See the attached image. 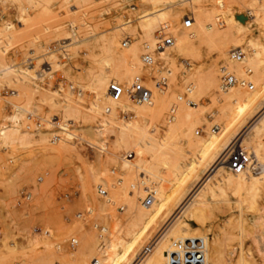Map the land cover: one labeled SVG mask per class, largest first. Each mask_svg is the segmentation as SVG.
Segmentation results:
<instances>
[{"label":"rangeland","instance_id":"1","mask_svg":"<svg viewBox=\"0 0 264 264\" xmlns=\"http://www.w3.org/2000/svg\"><path fill=\"white\" fill-rule=\"evenodd\" d=\"M20 1L0 0V53L1 50L3 51L0 61L6 64L13 61L9 66L13 64L11 66L16 68L13 83L0 85V129L13 126L10 117L22 111L18 106L27 105L28 110L33 111L42 124L39 128L50 132L48 134L50 137L48 140L33 138L28 143L22 144L18 141L8 145L2 143L0 137V264H60L63 254L69 255L74 252L78 253L71 258L69 264H110L111 256L117 252L111 246L112 243L117 242L119 238L129 240L131 235L126 226L120 230L121 232L117 233L115 230V222L109 213L115 214L123 224H128L130 209L125 206L127 198L123 197L125 201H122V198L121 201L112 200L110 197L112 186L118 191L126 190L129 199L142 205L143 211L155 213L162 204L173 207L175 200L167 199L163 191L154 186L157 178L151 173L150 166L160 164L165 151L173 163L183 162L182 164L188 167L192 162V154L187 152L191 148L185 134H173L166 138L161 135L145 137L141 132L148 131L152 122L144 120V124L143 118L140 117L134 119L137 132L130 137L131 144L137 147L136 160H134V163H137L132 166H135L134 172H132L133 168L132 171L129 169L130 172L124 170L120 166L122 162L119 161L120 165H113L115 172L108 173L107 169L112 167L109 160L117 159V155H124L126 151L110 143L108 131L100 137L96 134V126L99 123L103 124L104 120L121 116H127L129 119L131 117L126 109H122L111 100L105 88L106 81L110 79H116L124 85H127V81L116 77L113 70L104 77L106 74L104 63L105 60L111 59L114 62H122L121 65L125 64L129 50L136 46L141 49L142 58V54L147 50L146 41L142 39L141 34H135L131 29L137 27L139 17L145 14L149 2L147 0ZM176 1L181 3L184 1L187 5L176 4L181 11L172 29H166L173 39L175 34L202 27L208 34L216 33L223 25L232 27L231 17L250 25L251 31L255 35L259 34V27L254 24L250 13L254 9L252 6L254 0H226L225 3L224 0H200L208 13L200 17V20H193L190 26H184L183 18L186 14L192 15L190 6L198 5L199 0ZM20 3L25 9L20 8ZM213 7L216 9H212ZM246 12L250 15L248 16ZM245 15L247 20L244 19ZM4 24H9L7 30L4 29ZM159 29L155 32L156 37ZM152 57L153 63H144L146 68L140 74L144 77V84L150 88L156 87L153 76L165 75L167 84L162 88L167 89L169 69L176 74L179 81H182L185 69H200L201 74L204 75L208 68L216 63L219 85L221 67L226 66L230 69L226 60L220 58L211 45L206 44L202 46L199 55H181L176 49L168 48L167 59L162 58L160 50H154ZM119 62L117 64L120 65ZM29 65H33V75L24 83L18 71L25 72L24 69ZM262 69L264 70V63ZM105 78L107 80L104 82ZM251 82L255 85L253 91L246 86L242 88L251 92L257 91L256 83ZM88 83L90 87L85 86ZM10 88L14 89L13 93L9 91ZM1 95L6 97V100L1 98ZM183 96L185 97L183 102L187 105L196 106L197 102L199 105L207 103L209 109L205 113L203 122L195 127L200 133L198 135L194 132L196 137L206 135L207 128L220 130L221 120L210 111L213 108L210 109L211 106H208L213 101V94L207 93L199 98L193 95L191 97L189 93L184 92ZM69 97L81 102V106L72 111L70 119L69 116L64 117L65 111L61 110L67 105L66 101L69 103ZM187 98L194 104L187 103ZM49 102L55 105L51 107ZM107 105L110 106L108 111ZM25 113L26 111L23 112L21 130L34 133L33 131L38 128L29 129L26 126ZM174 114L175 112L172 111L171 114L170 110H166L162 116L163 122L172 124L174 121H169V118L174 117ZM51 119L67 122L72 127V131L80 132L74 138L71 148L68 145L61 146L57 140L52 139L60 129L50 124ZM215 124L217 128L214 127ZM248 129L245 127L242 135H245ZM157 131L159 130L152 132ZM83 133L86 137L89 136V140L101 139L106 142L108 144L106 150L102 151L97 144L92 143L95 144L92 145L88 139L84 140L86 137L81 139ZM162 142L171 149H184L185 156L188 157L172 155L171 149L161 146ZM249 150L253 151L252 148ZM228 151L225 154L226 159ZM129 173L132 176L131 174L126 176ZM215 173L216 169L213 166L201 176L200 180H196V177L191 179L188 187L182 192L183 195L181 194L182 200H185L184 204H189L194 198L195 200L200 198L205 192L202 189L204 184ZM146 179L148 184L145 183ZM145 185H150L154 192V199L150 205L142 204L139 199L144 195ZM98 186L104 188L111 198L110 206L105 205L109 198L97 192ZM23 190L32 193L30 200L22 196ZM225 199L217 197L213 200V212L209 214L204 225L209 227L210 235L213 236L226 218L233 217L239 221L241 226L250 231L246 239L244 238L245 251L251 249L256 264H261L263 254L259 251L258 239L254 238L260 213L248 210L245 206L238 207L232 193L227 197L229 200H226L227 203L224 202ZM121 204L124 206L123 210L118 208ZM261 204L264 205V199ZM79 211L82 215L78 214ZM177 213L169 222L177 218L179 215ZM151 218V216H137L135 229L143 228ZM182 219H188L187 215L183 214ZM190 223L197 226L194 220ZM104 227H106L105 231ZM239 232L240 227L234 225L233 232L231 231L225 241L226 244L230 243L229 255L234 256L239 251L238 247L240 248L241 244ZM71 236L77 237V244L73 247L68 245ZM151 238H153V246L158 234H153L148 241ZM14 243L25 247L20 246L10 250L9 247H14ZM100 243L104 246L102 249ZM147 254L140 255L138 260H143Z\"/></svg>","mask_w":264,"mask_h":264},{"label":"bare ground","instance_id":"2","mask_svg":"<svg viewBox=\"0 0 264 264\" xmlns=\"http://www.w3.org/2000/svg\"><path fill=\"white\" fill-rule=\"evenodd\" d=\"M32 1L33 0H30V2ZM147 1L149 2V7L145 10V14L139 17L137 27L131 29L135 34H141L142 39L146 41L145 48L147 45L153 46V44L157 42L158 37H156L155 32L163 24L166 25V29H172V25L177 21L178 14L181 11L176 4L184 3V1L181 3L176 0ZM201 1L199 0V3H197L198 5L193 4L190 6L192 11V15H190L193 20H200L203 15L208 13V11L206 12L205 5ZM225 1L226 0H224L223 3H225ZM210 4L213 3L210 2ZM186 5L187 4L184 3V6ZM19 6L21 9H25L22 3H20ZM252 6L254 9L249 11H251L250 13L253 16L254 24L259 27L258 35H255L251 31L250 25L244 24L234 17H231L233 23L232 27H225L223 25L216 33L212 34L206 33L203 27L201 29L199 28L175 34L173 43L159 50L162 58L167 59L168 48L176 49L181 55H199L204 44L211 45L219 57L226 60L231 69L222 66L220 76L224 69L230 70L235 75H238H236L237 78H249L251 81H254L258 87L257 91L251 92L255 89L254 83L253 87L249 89L251 91L242 88L244 85L240 83L234 84L228 90L221 89L216 63L208 68V71L204 75L201 74L200 69H185V71H183L182 81H179L176 74L169 69L167 71L170 75L167 89L157 86L151 88L152 97L150 102L137 104V102L126 95H123L119 100L113 101L130 113V119L127 116H121L120 118L104 120L103 124L99 123L96 126V134L99 135V137L108 131L110 133V143L126 151L124 155H117V159L109 160V162L112 163V167L107 169L108 173L115 172L116 169L113 165L119 164V161L122 162V164L119 165L124 170L128 171L133 168V171L132 169L131 171L134 172L135 166H132L137 163H134V160H136L135 148L137 147L131 144L130 137L133 133L135 134L137 132L134 120L136 118H143V120H141L144 124L145 121L152 122L148 131L143 130L141 132L145 137L150 135H161L166 138L173 134H185L188 138L189 147L192 150H187V152L192 154V162L188 164V167L184 166L182 164L183 162H171L169 156H167L168 153L165 151L162 155L161 163L150 166L149 168L151 173L157 178L156 183L154 182L157 185L154 184V186L162 190L167 199L175 200L173 207L168 204H162L155 213L143 211L142 205L129 199L130 197H128L126 190L118 191L115 186H112L113 190L110 195L112 200L118 201L122 198L121 200L125 201L126 199L123 200V197L127 198L128 200H126L127 203H125V206H128L130 209L128 224H123L115 214L109 213L112 215L115 222V230L117 233L121 232L120 230L126 226L129 228L126 229L131 235L127 232L130 235L129 240L126 238H119L117 242L112 243L111 246L114 247L117 252H114L111 256L110 264H136L137 261V264H167V250L171 247L172 240L189 236H202L204 238L205 264H256L251 249L245 251L246 248L244 246V238L248 236L250 231L243 225L241 226L239 221H236L233 217L226 218L223 223H221L219 230L214 232L213 236L210 235L209 227L204 225L209 214L213 212V200L217 197H222L224 199L226 198L224 202L226 200L229 201L227 197L231 193L235 196L238 207L243 208L245 206L248 210L260 213L258 214L260 217L257 218V220H259L256 223V235L254 238L258 239L260 245L259 251L263 254L261 264H264V205L261 204L264 199H262L264 195V70L262 69V64L264 63V1L254 0ZM212 9L216 8L213 7ZM244 19L247 20L246 15ZM8 28L9 24H4V29L7 30ZM234 47H239L244 52V56L240 60L233 59L229 54V50ZM1 56H3L2 50L0 53V57ZM127 56L126 62H124L125 64L123 65H121L122 62L120 63L119 61L114 62V60L111 59L105 60V66L101 65V67L104 66V71L106 73L103 72L105 74L104 77H107L108 72L113 70L116 77L125 79L127 84H129L135 76L140 75L146 68L141 58V49L138 46L132 47ZM12 62H9V64ZM118 62L120 65L117 64ZM151 63H153V58L149 64ZM7 64L0 61V85L3 83H13L12 80L16 68L11 66L13 64L10 66ZM147 68L151 69L152 67ZM24 71L25 72L20 70L18 73L21 74L20 79L26 83L27 79L33 75V65L27 66ZM106 80L107 78L103 79L104 82ZM106 82L108 83V80ZM107 83H105V88L107 87ZM88 84H85V86L90 87V84ZM219 88L223 92L219 91ZM184 92L189 93L191 97L193 95L199 98H202V96L207 93L213 94V101L208 106H211L209 107L210 109L213 108L210 111L221 120V128L219 131L213 128H207L206 135L199 137L194 135V132L198 135L200 134L199 130H195V127L203 122L205 113L208 112L209 109L207 108V103L199 105L197 102L195 103L196 106L187 105L183 102ZM1 98L6 100V97L3 95H1ZM49 101H51V99H49ZM66 102L67 105L63 106L61 110H63L62 112L65 111V115L63 116L66 118L69 116L70 119L72 111L77 110V108L81 106V102L71 97H69V103L68 101ZM189 104L192 105L194 102ZM54 105L55 103H50L51 107ZM18 108H21L22 111L10 117L13 126L0 129L1 142L8 145L18 141L22 144L28 143L29 140L33 138L48 140L50 137L48 134L50 132L41 130L39 127L42 124L40 123L35 125L38 129L33 131L34 133L21 130L24 116L23 112L29 110L27 105L26 107L18 106ZM166 110L175 112L174 117L171 116L169 118V121H174L170 125L163 122L162 116ZM49 118L52 117L49 116ZM51 123L53 126L59 127L60 129L57 134L52 136V139L55 141L57 140L61 146L68 145L71 148L74 138L78 136L80 132L76 133L72 131V127H70L67 122L51 119L50 124ZM59 123H61L60 126ZM245 127L249 129L245 135H242V130ZM156 129L159 131L155 133L152 132ZM85 135L84 133L81 134V139L86 137ZM88 137L84 140H89L90 138ZM88 142L97 144L102 151H105L108 146V144L101 139H92ZM233 143H240L241 146L248 150L252 157L249 166L239 172H234L228 164H226L227 159L225 158V154ZM161 146L166 149H171L168 148L165 142H162ZM250 148L253 149L252 152L249 150ZM183 150L182 148L171 149L172 155L186 157V151L184 152ZM213 166H215L216 173L204 184L202 189H204L205 192L200 198L196 200L194 198L189 204H184L185 200H182L181 196L185 188L188 187L190 180L194 177L197 178L196 180H200L201 176ZM131 173L126 176H129ZM147 181L146 179L145 183ZM152 181L154 180H151V182ZM101 195L108 197L107 192ZM188 196L189 194L187 197ZM31 197L32 193L30 192L28 200H30ZM111 198L107 200L108 203H105L106 206L111 203ZM261 199L262 201L260 202ZM152 202L150 204H152ZM176 213L177 215L179 214L177 218L173 222H169ZM183 214H186L188 219H182ZM139 215L151 216L152 218L146 222L143 228L135 229L137 225L136 218ZM107 216L109 217L108 214ZM192 220L197 223V226H193L190 223ZM234 225L240 227L239 239H241V244L239 243V251L233 256L228 253L230 243L226 244L225 241L229 238L231 231L233 232ZM105 230L106 227H104V231ZM155 233L158 234L157 240L154 242L149 253L143 260L139 261L140 249ZM101 244L102 243H100L99 246L102 249L104 246ZM7 245H9V243ZM13 246L14 247H9V249L12 250L20 246L21 248L25 247L18 243H14ZM77 253L78 252L69 253V255L63 254L61 256L62 260L60 259L59 263L69 264L71 258L77 255Z\"/></svg>","mask_w":264,"mask_h":264},{"label":"built area","instance_id":"3","mask_svg":"<svg viewBox=\"0 0 264 264\" xmlns=\"http://www.w3.org/2000/svg\"><path fill=\"white\" fill-rule=\"evenodd\" d=\"M249 16V12H246ZM193 22L191 15L186 14L183 18L184 26H190ZM158 39L153 46L147 45V50L142 54L143 62L149 64L152 61V51L164 48L166 45L173 43V36L166 31V25L163 24L157 32ZM229 54L233 59L240 60L244 56V52L239 47H234L229 50ZM249 71V70H248ZM154 85L157 87H164L167 84V77L160 75L158 77L153 76ZM143 75H137L127 85L121 82L110 79L107 83L106 91L111 100H119L123 95L128 96L137 103H148L151 101L152 90L149 86L144 84ZM240 83L246 86L248 89L253 87V82L246 78H237V76L230 70L224 69L220 76V87L223 90H228L234 84ZM11 93L14 92L13 88H10ZM185 99V97H183ZM187 103H193L191 99H186ZM109 105L106 106L108 111ZM172 114V110L170 111ZM40 123L39 119L36 118L33 111H26L25 113V124L28 128H34L35 125ZM214 127L217 128L215 124ZM252 161L251 154L248 150L241 146L240 143H233L228 151L227 164L234 171L239 172L246 169ZM99 194H104L106 190L101 186L97 187ZM22 196L28 199L30 196L29 190H23ZM154 198L153 190L145 185L144 195L140 197V201L144 205H149ZM119 210L123 209V204L118 206ZM78 214L82 215L79 211ZM79 215V216H80ZM37 228V227H36ZM1 233V231H0ZM154 238V237H153ZM151 238L143 247L140 249V255L147 254L152 248ZM77 244V237L71 236L68 241L69 247H73ZM167 264H205V241L202 236H189L186 238H177L172 240L171 247L167 250Z\"/></svg>","mask_w":264,"mask_h":264}]
</instances>
